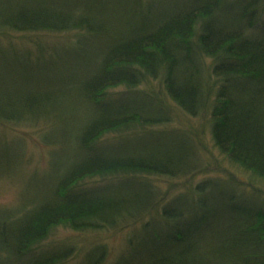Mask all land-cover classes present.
Instances as JSON below:
<instances>
[{
    "label": "trees",
    "instance_id": "1",
    "mask_svg": "<svg viewBox=\"0 0 264 264\" xmlns=\"http://www.w3.org/2000/svg\"><path fill=\"white\" fill-rule=\"evenodd\" d=\"M38 35L69 40L17 42ZM0 127L48 148L32 203L0 209V264L74 258L42 250L57 228L128 230L112 264H264V0H0Z\"/></svg>",
    "mask_w": 264,
    "mask_h": 264
},
{
    "label": "rangeland",
    "instance_id": "2",
    "mask_svg": "<svg viewBox=\"0 0 264 264\" xmlns=\"http://www.w3.org/2000/svg\"><path fill=\"white\" fill-rule=\"evenodd\" d=\"M17 38V42L24 41L27 44L35 45L36 42L63 44L67 41L65 36H51V35H38L35 38L21 39ZM69 40V39H68ZM16 42V40H13ZM184 120V119H183ZM190 121V120H189ZM193 127H199V121H191ZM188 126V124L184 123ZM175 126H179L178 123ZM203 138L208 141L207 133L204 131ZM0 141L2 143L11 142V147H15L14 144L19 142L23 143V162L20 168L12 173L4 175L0 179V209L8 210V212H19L24 209L28 204L32 203L34 196L31 190L32 183H29L28 178L30 174L35 170L37 172H43L47 167V152L48 148L44 147L39 142V138L36 132L32 130L12 129L8 127H0ZM202 176L196 177L191 180L193 183L195 180H200ZM162 191L170 190L169 196H173L176 193L183 191L190 183L187 179L181 180H164L156 182ZM23 190V191H22ZM20 192V193H19ZM128 230L124 231H111L104 233H78L64 228H57L53 234L43 242L42 250H47V246H56L60 243L72 244L75 246L77 254L74 258L68 259L64 264H79L82 261V254L91 246L105 245L108 250V260L105 264H112L117 259L118 254L125 247L126 238L129 235ZM103 264V263H99Z\"/></svg>",
    "mask_w": 264,
    "mask_h": 264
}]
</instances>
